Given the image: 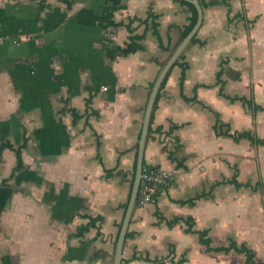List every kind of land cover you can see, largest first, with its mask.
Wrapping results in <instances>:
<instances>
[{"label": "crops", "instance_id": "obj_1", "mask_svg": "<svg viewBox=\"0 0 264 264\" xmlns=\"http://www.w3.org/2000/svg\"><path fill=\"white\" fill-rule=\"evenodd\" d=\"M199 2L144 155L176 177L134 209L122 264H246L232 242L264 262V0ZM191 18L175 0H0V141L26 139L10 180L0 154V264H113L148 98ZM132 36L143 49L109 54Z\"/></svg>", "mask_w": 264, "mask_h": 264}, {"label": "water", "instance_id": "obj_2", "mask_svg": "<svg viewBox=\"0 0 264 264\" xmlns=\"http://www.w3.org/2000/svg\"><path fill=\"white\" fill-rule=\"evenodd\" d=\"M191 2L198 13L197 21L194 25V27L191 29V31L183 38V40L180 42V44L177 46V48L174 50V52L171 54L165 65L163 66L161 72L159 73L155 84L151 90V93L148 98V102L146 105L143 125L141 129L140 138L138 141V151H137V159H136V169H135V176L134 181L132 184L130 197L128 200L127 208L125 210L124 218L119 230L116 247H115V253H114V260L113 264H122V258H123V249L126 241L127 232L130 226L131 218L135 209V205L137 202L139 190H140V184H141V176H142V169L144 165V155H145V149H146V143H147V136L149 133V127L151 122V117L154 109V105L158 96V93L161 89V86L167 77L168 73L174 66V64L178 61L182 53L186 50L194 36L198 33L204 16L203 8L201 7V4L199 0H187Z\"/></svg>", "mask_w": 264, "mask_h": 264}, {"label": "trees", "instance_id": "obj_3", "mask_svg": "<svg viewBox=\"0 0 264 264\" xmlns=\"http://www.w3.org/2000/svg\"><path fill=\"white\" fill-rule=\"evenodd\" d=\"M175 1H179V2L187 5L190 8L191 12H192V18H191V22L188 25V27H186L184 29V31L181 32L180 40H179L178 44L172 49V53L177 48V46L179 45V43L183 40V38L189 33V31L192 29V27L194 26V24H195V22L197 20V10H196V8H195V6L193 4H191L189 2H185L183 0H175ZM149 16H150V19L153 21L152 24L155 26L156 25V22H154V20L157 19L158 17L155 14H153V13H151ZM141 40H142V37L132 36L130 38V42L125 47H119L118 46V47H115L113 49H109V54L111 56H113V57H115L117 55L127 56L130 53H132V52H135L137 50L143 49L144 47L140 43ZM194 40H195V37L190 42L189 46L194 42ZM184 55H185V52L182 53V55L180 56V58L178 59V61L175 64V66H180L182 68V75H181V78H180V88H181V92H183V85H184L185 76H186V73H185V71H186V64L183 62ZM163 66H164V64H163ZM169 76H170V72L168 73L167 77L165 78V80H164V82L162 84L161 90L165 87ZM159 96H160V93H159V95L157 97V100L155 102V105H154L152 119H151V125H152V122L154 120L155 111H156V109L158 107ZM221 124L222 123L219 121V124L217 123V127L220 126ZM150 133H151V126H150V130H149V134ZM25 145H26V139H24L23 144H20L17 147H15V145L9 139H7L6 141H3V142L0 141V154H2V152L5 149L8 148V149H12L15 152V155H16V165H15V167L12 170L11 176L9 178H7L6 180H10L11 178H13L16 173L20 172L25 167V164H24V161H23V155H22V149L25 147ZM136 156H137V153H136ZM144 164H146V163H144ZM135 168H136V162H135V166H134V170H133V174H132L131 185L133 184V181H134ZM5 183H6V181H5ZM189 203L190 204L194 203V200L190 201ZM138 205H139V201L137 200L136 205H135V208L138 207ZM126 207H127V204L125 205V208ZM87 218H89L88 223L85 224V225H81L77 229L76 233L73 236H84L85 233L89 232V230L92 227H95L96 226V223L97 222H101L103 220L101 217H91V216H88ZM128 236H129V233H127V237ZM201 241L205 245H207V246H209V244L211 242L210 240L204 239V238H202ZM230 249H235L239 253H244L246 255V257H247L246 264H264V262H256L255 261V254H254V252L251 249H249L246 246H244V245L238 247L236 242H232L231 246L229 248H225L224 250L228 251Z\"/></svg>", "mask_w": 264, "mask_h": 264}, {"label": "built area", "instance_id": "obj_4", "mask_svg": "<svg viewBox=\"0 0 264 264\" xmlns=\"http://www.w3.org/2000/svg\"><path fill=\"white\" fill-rule=\"evenodd\" d=\"M175 171L157 166L143 165L140 190L137 200L140 205L154 203L160 189L169 186L175 179Z\"/></svg>", "mask_w": 264, "mask_h": 264}]
</instances>
